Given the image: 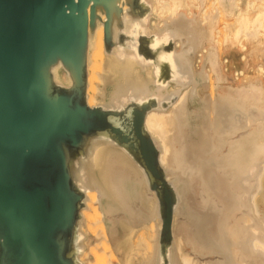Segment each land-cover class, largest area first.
Listing matches in <instances>:
<instances>
[{
    "label": "bare ground",
    "instance_id": "6f19581e",
    "mask_svg": "<svg viewBox=\"0 0 264 264\" xmlns=\"http://www.w3.org/2000/svg\"><path fill=\"white\" fill-rule=\"evenodd\" d=\"M119 6L110 54L103 15L89 32L85 102L121 112L131 103L157 101L144 127L179 199L172 244L159 242L158 201L142 169L100 136L72 156L73 190L83 196L72 262L134 264L140 255L141 264H264V0H137L134 12L124 0ZM140 36L148 40V53L138 51ZM227 53L238 54V63ZM51 73L67 91L61 64ZM166 75L174 87L164 86ZM179 91L162 109L161 101ZM231 143L232 156L248 159L241 163L245 177L225 158ZM132 237L136 244L120 261L118 252Z\"/></svg>",
    "mask_w": 264,
    "mask_h": 264
},
{
    "label": "water",
    "instance_id": "95a60500",
    "mask_svg": "<svg viewBox=\"0 0 264 264\" xmlns=\"http://www.w3.org/2000/svg\"><path fill=\"white\" fill-rule=\"evenodd\" d=\"M121 1L0 0V264H74L69 248L83 196L73 190L72 156L100 136L129 152L142 169L158 201L159 242L171 247L179 199L144 127L157 101L131 103L121 112L90 109L85 102L89 32L103 15L110 54ZM124 1L134 12L137 0ZM147 43L140 36L138 51L147 52ZM59 63L70 80L67 91L53 81L51 70ZM172 80L166 75L164 86Z\"/></svg>",
    "mask_w": 264,
    "mask_h": 264
},
{
    "label": "rangeland",
    "instance_id": "374dc122",
    "mask_svg": "<svg viewBox=\"0 0 264 264\" xmlns=\"http://www.w3.org/2000/svg\"><path fill=\"white\" fill-rule=\"evenodd\" d=\"M195 12H193V16H195ZM228 54V53H227ZM227 54H225V55H227ZM231 55L233 56H235L236 58H235V61H236V63H238V60H236V59H238L237 57H238V54H232L231 53ZM230 54H228L226 57H228V59H231L230 58V56H231ZM234 56H233V58H234ZM202 63V62H201ZM200 63V64H201ZM199 64V69L197 70V71H200L201 69H202V66ZM231 75H228V78H229V81H232V79H233V75H232V73H230ZM170 85L172 86V87H174V85L172 84V83H170ZM207 94L206 93H204V94H202V98H204L205 96H206ZM195 122V124H198V123H200L199 122V120H195L194 121ZM264 205V204H263ZM262 205V206H263ZM263 208H264V206H263ZM118 233L121 235V236H123V235H125V229L122 227V226H118ZM134 238H135V240H134ZM131 241V242H130ZM132 241L134 242L132 245H133V247L135 246V244H136V237H132V239H130L127 243H126V245H125V247H123L119 252H118V258H119V260L120 261H122V260H124L125 259V256H126V251H129V249H132V245L130 246V243H132ZM85 242V244L87 243L86 241H84ZM87 246V245H86ZM86 246L84 247V250H86ZM126 249V250H125ZM126 252V253H125ZM120 256V257H119ZM175 257H176V251H175ZM136 258H141L140 257V255H138ZM135 258V261H134V264H141L140 262L142 261L141 259H136Z\"/></svg>",
    "mask_w": 264,
    "mask_h": 264
},
{
    "label": "flooded vegetation",
    "instance_id": "af4514ba",
    "mask_svg": "<svg viewBox=\"0 0 264 264\" xmlns=\"http://www.w3.org/2000/svg\"><path fill=\"white\" fill-rule=\"evenodd\" d=\"M253 132L254 133L257 132V128H254ZM235 145H236L235 143H231L230 144L229 148L226 150L225 158H226V155H227V159H231L230 163L233 165V167H232L233 170L232 171H237L239 173V175H241V177L242 176L245 177L247 172H244L243 174L241 173V171H240L242 169L241 168L242 167L241 163H245L246 160H248V159L245 158L246 156H244V154H242V156H241V154H237V155H234V156H232L230 154V151L232 149L233 150L235 149ZM249 166L250 165H247L246 167H244L246 169V171L249 168ZM204 261H206V262H208L210 264H218V262H219L218 260H210V259H205Z\"/></svg>",
    "mask_w": 264,
    "mask_h": 264
}]
</instances>
